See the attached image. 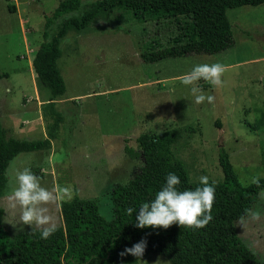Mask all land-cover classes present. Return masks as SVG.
<instances>
[{
    "label": "rangeland",
    "instance_id": "obj_1",
    "mask_svg": "<svg viewBox=\"0 0 264 264\" xmlns=\"http://www.w3.org/2000/svg\"><path fill=\"white\" fill-rule=\"evenodd\" d=\"M59 1L0 0V123L8 136H17L14 129L21 136L20 128L32 127L24 139L46 137L38 100L44 102L50 94L35 76L31 60L43 41L45 17ZM80 1L82 11L96 0ZM226 15L231 47L156 62L143 61L140 52L146 45L159 48L170 43L178 32L172 18L137 20L116 9L80 31L70 26L60 39L56 62L65 83L56 104L62 114L56 136L47 150L17 154L5 171L0 207L9 237L31 229L25 225L19 230L18 211L7 199L16 186V171L25 167L47 188L70 185L74 196L95 200L99 213L110 220L112 186L126 183L142 165L141 156L130 158L124 147L139 151L136 137L144 132L182 130L172 151L191 181L201 176L221 180L220 147L228 153L242 185L264 177V4L228 8ZM60 22L50 29L47 40ZM215 62L227 68L224 84L216 88L200 80L197 86L215 101L196 104L192 85L182 84L180 77L196 64ZM257 208L264 210V189L251 207ZM52 214L61 225L60 204ZM239 219L234 223L236 236L264 262V215L244 226ZM142 259L147 264H169L156 254ZM126 264L143 262L132 257Z\"/></svg>",
    "mask_w": 264,
    "mask_h": 264
},
{
    "label": "trees",
    "instance_id": "obj_2",
    "mask_svg": "<svg viewBox=\"0 0 264 264\" xmlns=\"http://www.w3.org/2000/svg\"><path fill=\"white\" fill-rule=\"evenodd\" d=\"M259 4H264V0H96L80 11V0H60L52 14L45 17L43 41L31 60L35 76L50 94L41 107L46 137L26 140L8 136L0 123V197L7 183L5 171L10 160L19 153L49 149L51 139L56 136L62 121L56 104L65 90L56 62L61 55L60 39L70 26L80 31L98 16L116 9L137 20L172 18L178 32L170 43L159 48L146 45L140 52L143 61L156 62L226 50L233 45L226 10ZM59 21L56 34L47 40L50 29ZM181 136V129L144 132L136 137L139 151L124 147L130 158L141 156L142 165L126 183L112 186L110 220L99 213L95 200L74 196L71 201L60 202L62 224L47 240L41 239L39 229L9 237L2 224L0 207V264H126L133 256L121 257L119 253L142 238L147 239L144 255L163 256L169 264H264L239 240L234 229L235 221L246 209H251L259 190L264 189V177L259 178V184L242 185L223 147L218 149L222 178L209 179L215 186L216 198L211 212L213 219L207 226L134 227L136 213L129 216L125 210L129 207L138 210L142 203L154 199L166 183L168 173L179 176L181 191L201 186L199 181L189 180L183 163L172 151V145Z\"/></svg>",
    "mask_w": 264,
    "mask_h": 264
},
{
    "label": "clouds",
    "instance_id": "obj_3",
    "mask_svg": "<svg viewBox=\"0 0 264 264\" xmlns=\"http://www.w3.org/2000/svg\"><path fill=\"white\" fill-rule=\"evenodd\" d=\"M226 71V66L219 62L196 64L191 71L180 77V81L186 86L192 85L191 93L196 104L205 101L212 104L215 96L205 94L197 84L203 80L216 88L222 87L224 84L222 77ZM14 179L16 186L7 199L11 209L14 212L18 211L19 230L23 231L25 225L30 226L31 231L39 229L41 239L47 240L58 227L56 218L52 214L53 207H58L60 202L71 201L74 197V189L70 185L59 184L47 188L42 185L41 178L29 167L17 170ZM199 182L201 186L181 191L178 188L181 183L179 176L170 172L166 176V183L157 191L154 199L142 203L138 210L129 207L125 211L129 216L136 213L134 227L139 229L146 227L167 229L173 224L194 229L204 228L213 219L211 212L216 189L214 184L209 183L207 176H201ZM253 183L259 184V177L255 178ZM261 215H264L262 209H246L239 223L244 226L247 220L258 221ZM146 247L147 239L142 238L131 247L124 248L119 255L121 257L131 255L143 264H147L142 259Z\"/></svg>",
    "mask_w": 264,
    "mask_h": 264
},
{
    "label": "crops",
    "instance_id": "obj_4",
    "mask_svg": "<svg viewBox=\"0 0 264 264\" xmlns=\"http://www.w3.org/2000/svg\"><path fill=\"white\" fill-rule=\"evenodd\" d=\"M45 102V101H44ZM43 101L41 102L40 100H38V103H39V105H41L42 103H44ZM11 122H13V118H11ZM27 128V127H26ZM24 128V127H22V128H20L19 129V131L18 132H20V134H22L21 136H18V133H16V131H15V129H14V134L16 135L17 134V136H16V138L18 137V139H24L29 133H31L32 131H33V128L32 127H30V128ZM45 136V135H44ZM19 137H23V138H19ZM44 138V137H43Z\"/></svg>",
    "mask_w": 264,
    "mask_h": 264
}]
</instances>
